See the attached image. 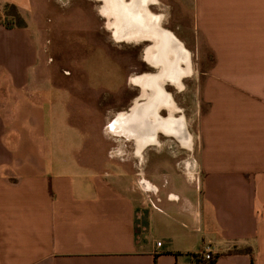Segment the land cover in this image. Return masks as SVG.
Returning <instances> with one entry per match:
<instances>
[{
    "label": "crops",
    "instance_id": "obj_1",
    "mask_svg": "<svg viewBox=\"0 0 264 264\" xmlns=\"http://www.w3.org/2000/svg\"><path fill=\"white\" fill-rule=\"evenodd\" d=\"M178 1L190 20L178 39L208 65L195 176L161 132L143 151L147 189L126 161L85 162L87 136L65 105L79 142L51 137L41 45L7 21L32 3L0 0V264H194L206 246L214 264H264V0ZM172 139L191 147V135L188 147Z\"/></svg>",
    "mask_w": 264,
    "mask_h": 264
},
{
    "label": "rangeland",
    "instance_id": "obj_2",
    "mask_svg": "<svg viewBox=\"0 0 264 264\" xmlns=\"http://www.w3.org/2000/svg\"><path fill=\"white\" fill-rule=\"evenodd\" d=\"M30 1L31 7L25 2L26 13L20 14L19 19L7 21L11 24H29L41 45V85L47 88L43 84L47 82L48 75V81L56 88L51 87L49 93L52 102L42 104L47 112L45 123H50V127L46 128L48 133L52 138L65 137L71 139L72 143L79 142L80 136L70 131L63 122L65 105L71 124L81 126L87 136L83 150V155L88 157L85 161L87 164L99 169L100 160L105 161V166L111 162L126 161L135 168L137 174L143 175L144 153L140 160L134 153L135 142L112 136L107 126L110 123L108 127H112V119L118 113L126 112L140 94L139 89L130 85V78L154 71L142 61L144 43H115L106 27V20L100 16V0ZM158 1L155 7L151 6V12L161 15L162 27L180 38L175 28L190 26V20L182 16L176 6V2H180ZM7 2L17 5L21 0ZM4 11L9 16L18 12L11 6H7ZM186 49L191 56V78L183 80V90L179 93L172 87L166 88L180 110L176 116L184 118L192 138L191 150H187L167 137L171 138L174 155L178 153V165L180 162L191 165V154L198 146V123L203 110L199 86L208 66L198 63L192 51ZM44 91L43 88L41 92L46 93ZM165 115L161 113V116ZM163 137L166 136L159 135L158 138Z\"/></svg>",
    "mask_w": 264,
    "mask_h": 264
},
{
    "label": "flooded vegetation",
    "instance_id": "obj_3",
    "mask_svg": "<svg viewBox=\"0 0 264 264\" xmlns=\"http://www.w3.org/2000/svg\"><path fill=\"white\" fill-rule=\"evenodd\" d=\"M105 1L110 4V10H112L117 25L114 33L109 30L110 33L114 34V37L120 41L128 40L133 36L137 40L144 41L145 43L143 45L145 46L143 48H145L144 50L148 54L149 60L142 61L154 70L153 73L132 76L130 78V85L139 89L140 94L133 100L131 107L126 112L118 113L114 117L112 126L114 125L116 117L130 113L132 110H136L138 107L156 100L160 104V117L170 121V127L165 130L166 134L178 140L182 146H188L190 144V134L186 129L184 118L169 113V110L176 108V104L172 94L166 88L169 86L178 91L183 86V80L189 78L190 70L192 69L190 52L174 33L164 29L160 25V15L151 12L147 0ZM116 3L126 4L128 7L122 10L121 8H116V6L114 7ZM102 18L106 20L104 16ZM160 30H164L173 35L176 41H171L170 43L166 34H162ZM162 112L166 115L161 116ZM177 113L179 112L177 111ZM114 130H117V128L114 127ZM121 135L134 140L135 144L137 141L138 149L136 147L134 153L136 157L142 160L143 152L139 151V143L143 137ZM148 136L146 135V137Z\"/></svg>",
    "mask_w": 264,
    "mask_h": 264
},
{
    "label": "bare ground",
    "instance_id": "obj_4",
    "mask_svg": "<svg viewBox=\"0 0 264 264\" xmlns=\"http://www.w3.org/2000/svg\"><path fill=\"white\" fill-rule=\"evenodd\" d=\"M96 1H99V0H96ZM147 2L149 5V8H151V6L155 7L159 3L158 0H147ZM100 3H101L100 16H104L106 18L107 29L111 30L112 33H114V30L116 29L117 25H116V20L112 14V10H110V4L105 0H100ZM115 6H116V8L118 7V8H121L122 10L125 9V7H128L126 4L123 5V4H119V3H116L114 5V7ZM144 9H146V8H144ZM164 18H165V16H164ZM159 19H160V25L162 26V16L161 15H160ZM160 31L162 34L163 33L166 34V37H168V40L170 43H171V41L172 42L176 41L175 38L173 37V35H171L170 33L166 32L164 30H160ZM111 37H112V40L117 44L139 45L141 43H145L142 40H137L135 38V36L131 37L128 40H123V41H120L117 38H115L114 34H111ZM144 49L145 48H143V50H142V60L143 61L149 60V56ZM192 74H193V70L191 69L190 74H189V78H191ZM166 86H167V84H166ZM182 90H183V86L180 90H178L176 92L179 93ZM159 111H160V104H158V102L156 100H153L146 105L138 107L136 110H132V112H130L129 114L119 116L113 125L114 127L117 128V130H114L113 126H112V129L116 133L124 134V135H127L129 137L142 136L143 137L142 141L139 143L140 144V150L139 151L143 152L147 146L157 145L158 144V140H157L158 134L161 132L166 133L165 130H167L168 127H170L169 126L170 121L164 120L162 117H160ZM177 111L180 113L179 108L176 106V108L169 110V113L171 115H172V113L176 115ZM110 128L111 127H108V131L112 135ZM146 135H149V136L146 137ZM125 139L127 141H130L129 138H125ZM188 146L183 145V147H188ZM188 150H191V147ZM118 151H120V150H118Z\"/></svg>",
    "mask_w": 264,
    "mask_h": 264
},
{
    "label": "built area",
    "instance_id": "obj_5",
    "mask_svg": "<svg viewBox=\"0 0 264 264\" xmlns=\"http://www.w3.org/2000/svg\"><path fill=\"white\" fill-rule=\"evenodd\" d=\"M138 176L143 177V175H141V174H138ZM185 176L189 182H192L194 180L195 175H193L190 165H187V169L185 171ZM142 177L140 178V184L148 189V187H147L146 183L144 182V180L142 179ZM160 245H161L160 243L156 244L157 247H160ZM196 256L198 257L197 260H200L201 262H204V263H207L214 258L213 250L209 246L204 247L201 250V252L199 254H197Z\"/></svg>",
    "mask_w": 264,
    "mask_h": 264
},
{
    "label": "trees",
    "instance_id": "obj_6",
    "mask_svg": "<svg viewBox=\"0 0 264 264\" xmlns=\"http://www.w3.org/2000/svg\"><path fill=\"white\" fill-rule=\"evenodd\" d=\"M192 258H193V260L195 261L194 264H214V263H215V260H216V258H213V259L210 260L209 262L204 263V262H201L200 260H197L198 257H197L196 255L193 256Z\"/></svg>",
    "mask_w": 264,
    "mask_h": 264
}]
</instances>
